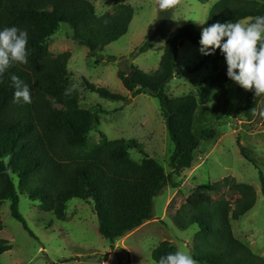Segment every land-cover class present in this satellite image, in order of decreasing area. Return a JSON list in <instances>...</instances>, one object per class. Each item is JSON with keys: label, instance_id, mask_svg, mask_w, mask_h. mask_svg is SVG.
<instances>
[{"label": "trees", "instance_id": "trees-1", "mask_svg": "<svg viewBox=\"0 0 264 264\" xmlns=\"http://www.w3.org/2000/svg\"><path fill=\"white\" fill-rule=\"evenodd\" d=\"M179 0L157 12L154 30L144 38L136 52L152 47L156 37L165 38L158 67L144 71L130 63L117 71L122 86L132 94H147L159 102L160 113L173 144L169 164L176 175L190 168L202 139L210 138L204 129L209 121L207 94L171 96L168 82L174 77L179 49L187 41L199 47L200 31L186 23L170 31L168 24ZM207 3L209 0H198ZM131 4L119 2L111 12L98 15L90 0H0V28L16 26L29 34L28 62H14L0 81V204L9 200L10 214L34 236L19 212V194L37 201L39 208L63 219L69 200L76 198L93 202L98 232L106 239L118 237L141 226L153 217V199L162 189L174 184L164 167L147 153L140 151L138 161L130 155L136 146L131 138L107 139L101 136L97 144L89 145L88 137L99 119L92 109L80 105L77 88L72 86L67 68L70 52L52 53L45 40L53 35L60 23L71 28V39L96 55L110 43L124 36L132 21ZM264 15V3L257 0H216L210 7L207 26L221 22H236ZM97 55L96 62L102 60ZM223 65L219 68V62ZM209 64L217 71L220 84L226 76V63L220 50L198 60L195 70ZM17 75L31 90V103L13 100L11 75ZM89 91L109 100L122 95L97 86L83 77ZM235 83V82H234ZM239 101L234 114L252 120L259 113L264 94L255 95L237 83ZM67 92V94H66ZM236 144L241 155L252 162L258 173L264 195V174L248 154V149ZM222 197L213 199L210 193ZM226 193L232 195L226 198ZM256 190L251 184L227 176L213 183H200L177 210L174 222L180 229L196 225L192 241V257L201 264H264V258L238 239L232 221L247 213L256 202ZM3 224L0 220V230ZM11 248L8 239L0 238V254ZM176 252L169 240H162L151 252L157 264L160 257Z\"/></svg>", "mask_w": 264, "mask_h": 264}, {"label": "rangeland", "instance_id": "rangeland-1", "mask_svg": "<svg viewBox=\"0 0 264 264\" xmlns=\"http://www.w3.org/2000/svg\"><path fill=\"white\" fill-rule=\"evenodd\" d=\"M90 1L98 15L111 12L119 2L131 4L134 15L127 33L99 50L95 56L89 54L87 47L71 39V28L66 23H60L55 33L44 42L54 54L70 52L67 68L71 84L79 92L80 105L98 115L99 122L90 131L88 144H97L102 135L107 139H134L136 146L130 149L132 158L139 161L142 158L140 151L147 153L164 167L174 184L165 186L154 197L151 219L115 240L106 239L98 232L91 200H69L64 218L57 219L52 212L41 210L37 201L29 200L25 193H18L19 212L34 236L11 216L9 200H3L0 204L3 224L0 238L8 239L11 248L0 254V264H156L151 252L162 240H169L176 251H185L192 256L197 226L178 228L174 222L175 214L198 184L213 183L227 176L255 187L257 198L254 206L232 221V229L238 239L264 258V195L256 168L241 155L236 144L239 136L240 143L248 149V154L264 174V117L259 115L264 111V96L259 103L258 115L251 121L243 114H234L239 101L235 83L228 79L220 84L216 78L217 71L212 70L209 64L195 70L201 57L199 47L185 41L179 49L174 77L168 82L166 91L171 96L205 92L207 115L211 118L204 123V129L211 136L200 141L193 165L176 175L169 164L173 144L158 100L143 93L132 94L117 77V71L127 69L130 63L144 71L158 67L165 38L156 37L151 48L136 52L156 26L158 0ZM215 1L203 4L198 0H179L168 24L169 30L191 23L201 32L207 23L201 25L199 22L206 20ZM257 1L264 3V0ZM244 20L247 18L241 21ZM99 54L103 59L96 62ZM222 65L223 61H220L219 68ZM83 77L97 86L120 93L123 98L109 100L89 91ZM224 191L226 188L210 195L219 199ZM225 197L232 199L230 193Z\"/></svg>", "mask_w": 264, "mask_h": 264}, {"label": "clouds", "instance_id": "clouds-1", "mask_svg": "<svg viewBox=\"0 0 264 264\" xmlns=\"http://www.w3.org/2000/svg\"><path fill=\"white\" fill-rule=\"evenodd\" d=\"M175 0H158L161 10L169 8ZM206 20L199 22L205 24ZM29 34L16 26L0 28V81L14 63L26 64L29 51ZM219 49L226 63V76L255 95L264 94V15L244 21L221 22L203 27L199 39V53L212 55ZM15 89L13 100L31 103L29 84L13 74L10 77ZM72 85L69 90L74 89ZM67 94V92H66ZM264 117V111L259 113ZM157 264H197L185 251L170 252L159 258Z\"/></svg>", "mask_w": 264, "mask_h": 264}, {"label": "water", "instance_id": "water-1", "mask_svg": "<svg viewBox=\"0 0 264 264\" xmlns=\"http://www.w3.org/2000/svg\"><path fill=\"white\" fill-rule=\"evenodd\" d=\"M264 122V121H263ZM76 259H78V258H76Z\"/></svg>", "mask_w": 264, "mask_h": 264}]
</instances>
